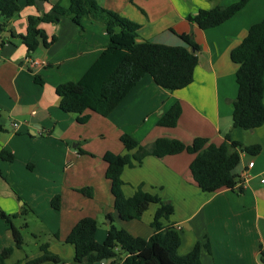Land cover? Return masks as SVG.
I'll list each match as a JSON object with an SVG mask.
<instances>
[{
    "label": "crops",
    "instance_id": "crops-1",
    "mask_svg": "<svg viewBox=\"0 0 264 264\" xmlns=\"http://www.w3.org/2000/svg\"><path fill=\"white\" fill-rule=\"evenodd\" d=\"M39 1L41 9L35 1L27 5L26 0H18L19 12L13 18L5 22L0 17V126L4 129L0 151L14 156L12 162L0 159V214L11 217L9 223L0 216V250L13 248L6 263L27 264L41 256L40 246L47 243L48 251L60 258L58 264H74V248L65 239L84 217L107 220L105 229H97L98 243L106 237L108 216L133 237L151 236L157 205H150L139 221L121 222L105 178L106 152H134H127L119 140L126 134L141 146L157 139L190 145L197 138L219 146L226 135L244 146L260 145L257 155L240 154L235 173L243 181L242 193L202 192L189 169L194 156L186 152L145 157L140 165L125 167L121 180L125 197L141 186L172 204L173 214L163 224L179 232V256L201 243L208 246L201 249V264H264V124L252 131L233 128L237 66L230 59L249 28L264 20V0H249L232 18L206 30L187 17L238 0H95L137 23L139 43L186 46L180 36L189 35L198 47V64L189 86L169 92L144 76L107 117L90 114L85 124L60 109L55 91L61 84L77 82L91 67L107 45L105 27L88 17L79 24L70 17L39 23L43 37L30 51L21 38L29 18L50 12L54 5L68 8L71 0ZM36 59L42 64L32 65ZM175 103L181 107L176 126H159ZM250 162L253 166L248 168ZM244 173L247 179L241 177ZM84 188L92 190L91 198L78 192ZM55 196L60 197L58 210L51 206ZM11 227L22 233L24 242L25 232L32 229L34 242L15 248ZM39 233L51 236L50 240L41 243Z\"/></svg>",
    "mask_w": 264,
    "mask_h": 264
},
{
    "label": "trees",
    "instance_id": "trees-1",
    "mask_svg": "<svg viewBox=\"0 0 264 264\" xmlns=\"http://www.w3.org/2000/svg\"><path fill=\"white\" fill-rule=\"evenodd\" d=\"M35 0H26L33 5ZM249 0H238L229 6H217L210 10H200L189 15L187 21L201 30L217 27L240 12ZM19 12L18 0H0V17L7 20ZM61 17H70L79 24L83 17L100 22L105 27L107 45L87 72L77 82H67L56 88L60 109L76 115V122L85 124L90 114L107 117L125 96L144 77L152 78L155 85L169 92L189 86L194 79L198 64V47L189 35H181L186 46H166L149 41L137 42L139 25L119 14L99 6L95 0H71L68 8L52 6L50 12L28 20L26 34L21 37L28 50L38 46L43 37L37 28L39 23H55ZM44 44L47 43L44 41ZM231 61L237 66L235 81L237 95L232 103V126L244 131H252L264 124V20L251 26L242 42L230 52ZM181 114L179 103H175L158 121L162 127H175ZM4 132L0 126V135ZM120 142L127 152L117 155L106 152L103 160L107 167L105 178L110 182L113 208L121 222L139 221L150 205H157L150 223L152 234L148 239L133 237L118 227L113 219L108 225L102 243L95 240L97 221L90 217L80 219L71 229L65 243L74 248V264H201L200 252L207 244L196 243L184 256L177 254L181 240L179 232L171 224H163L173 214L171 203L158 196L143 191L138 186L131 197L122 191L121 173L125 167L140 165L145 157L162 158L186 152L194 156L190 172L195 185L204 193L221 189L243 192L241 180L235 173L240 162V154L257 155L261 151L258 144L244 146L232 141L228 135L224 142L215 146L203 138L186 145L174 139H157L148 146H141L130 136L123 134ZM79 154L90 155L82 150ZM0 159L12 162L14 156L7 150L0 151ZM91 198L90 188L78 190ZM53 209L60 207V197L51 200ZM0 216L10 223L9 216ZM15 248L24 243L22 233L11 227ZM57 237V235H55ZM41 256L27 264L60 263V258L48 251V244L40 246ZM13 248L0 250V264H7ZM264 262V253H261Z\"/></svg>",
    "mask_w": 264,
    "mask_h": 264
},
{
    "label": "rangeland",
    "instance_id": "rangeland-1",
    "mask_svg": "<svg viewBox=\"0 0 264 264\" xmlns=\"http://www.w3.org/2000/svg\"><path fill=\"white\" fill-rule=\"evenodd\" d=\"M106 223L107 220L104 219L103 217H99L97 224H98V229H105L106 227ZM115 223V222H114ZM118 227H120L117 223H115ZM33 230L31 229L30 231H26L25 233V242H24V246H28L30 244H32L34 241L31 238L30 234ZM38 236L40 237V241L41 243L47 242L48 240H50L51 236H47V234H38Z\"/></svg>",
    "mask_w": 264,
    "mask_h": 264
},
{
    "label": "built area",
    "instance_id": "built-area-1",
    "mask_svg": "<svg viewBox=\"0 0 264 264\" xmlns=\"http://www.w3.org/2000/svg\"><path fill=\"white\" fill-rule=\"evenodd\" d=\"M42 64V62L40 61V60H38V59H36V60H33L32 61V65H41ZM13 127L14 128H17L18 127V123H13ZM253 166V162H250L249 164H248V168H251ZM241 177H243V178H248V175L247 174H243V175H241ZM241 180V179H240ZM241 185H243V181L241 180ZM243 187V186H242Z\"/></svg>",
    "mask_w": 264,
    "mask_h": 264
},
{
    "label": "water",
    "instance_id": "water-1",
    "mask_svg": "<svg viewBox=\"0 0 264 264\" xmlns=\"http://www.w3.org/2000/svg\"><path fill=\"white\" fill-rule=\"evenodd\" d=\"M35 4L37 5V7L39 8V9H41V1H39V0H35ZM105 262V260H103L102 262H97V263H95V264H102V263H104Z\"/></svg>",
    "mask_w": 264,
    "mask_h": 264
}]
</instances>
